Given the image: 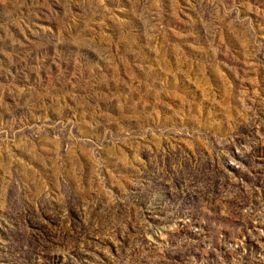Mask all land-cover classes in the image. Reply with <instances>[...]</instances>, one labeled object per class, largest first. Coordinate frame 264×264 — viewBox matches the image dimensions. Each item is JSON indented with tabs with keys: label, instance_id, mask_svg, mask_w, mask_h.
I'll list each match as a JSON object with an SVG mask.
<instances>
[{
	"label": "rangeland",
	"instance_id": "obj_1",
	"mask_svg": "<svg viewBox=\"0 0 264 264\" xmlns=\"http://www.w3.org/2000/svg\"><path fill=\"white\" fill-rule=\"evenodd\" d=\"M0 264H264V0H0Z\"/></svg>",
	"mask_w": 264,
	"mask_h": 264
}]
</instances>
